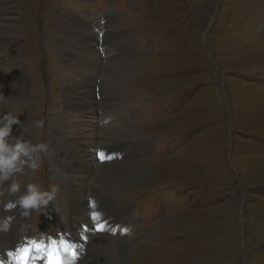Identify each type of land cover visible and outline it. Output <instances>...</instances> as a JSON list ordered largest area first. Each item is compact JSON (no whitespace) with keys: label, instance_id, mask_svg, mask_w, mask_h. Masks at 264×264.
Returning a JSON list of instances; mask_svg holds the SVG:
<instances>
[{"label":"rangeland","instance_id":"374dc122","mask_svg":"<svg viewBox=\"0 0 264 264\" xmlns=\"http://www.w3.org/2000/svg\"><path fill=\"white\" fill-rule=\"evenodd\" d=\"M83 32L103 67L132 68L135 78L92 81L110 107L82 119L109 136L96 139L93 171L106 165L121 178L80 172L85 193L70 197L74 143L62 131L75 96L63 65L81 50L60 36ZM11 95L31 106L25 138L48 148L38 169L15 176L21 192L11 202L29 183L57 194L46 213L27 217L5 210L9 194L0 198V229L13 218L0 230V261L29 237L44 244L39 253L50 248L45 236L79 242L76 264H108L101 236L130 249L128 264H264V0H0V113L14 109L3 107ZM119 97L132 102L131 120ZM82 200L81 217L72 204ZM80 217L90 221L83 234Z\"/></svg>","mask_w":264,"mask_h":264},{"label":"bare ground","instance_id":"6f19581e","mask_svg":"<svg viewBox=\"0 0 264 264\" xmlns=\"http://www.w3.org/2000/svg\"><path fill=\"white\" fill-rule=\"evenodd\" d=\"M76 30H78V29H76ZM73 33H75V32L73 31ZM60 39L63 42L65 41L66 44H71V45L73 44V45L80 47V50H81L80 52H76V50L72 51L71 52L72 54L70 55V61L71 62L64 63V65H63V72L66 75L67 81H69V84H71L72 91H73L72 96L74 95L75 99L72 98L71 101H70V99L67 101L68 110H67V112L64 113L63 121L65 124L63 125L64 131H62L63 132L62 134H63L64 140H67L69 142V139H70V140H73V143H74V145H73L74 146V151H73L74 156H71V159L69 160V163L72 166V167L71 166L70 167L72 169H71V171L68 169V171H70V172L74 171V173L71 175V181L69 183L74 184L75 187H73L72 194H70L69 196L72 197V195H75V196L76 195L77 196L82 195V197H83V195L85 193L84 192L85 186H83L82 181L85 180V177H83V175H81V173L84 175H87V176L92 175V173L94 174V171H93L94 163L92 161V157L94 154V146L96 145V143H98L97 147L102 145L96 139L98 138V139H100V141L103 142L105 139H107L109 137V136L108 137L106 136L107 138H103V140L100 138L101 131H98V129L99 130L103 129L102 132H104L105 129H107V128H105V126L103 125L104 127H102V129H100V127L98 125V124H100V122L97 119L95 122L94 121L85 122L82 120L85 117V115L94 114V115L98 116L97 112L101 111V115H102L105 110L109 111V109H110V107H108L106 105L105 106L101 105L103 103H106L103 100L104 95L101 94V96L99 97L97 89L92 85L93 84L92 81L101 80L100 78H102V80L104 82H105L104 79H110L113 84L116 82L119 84H121V83L125 84V83H129L131 78L132 79L135 78V75H133L134 71L132 68H123V67L119 68V67L115 66L116 63L114 64V63L110 62L107 66L103 67L101 62L98 60V56H96V54H92L91 51H93V50H91L89 47L86 46L87 43H85V42L88 41V36L84 32L80 36H76L75 34H74V36L69 35L68 38L66 37V40L63 36H60ZM83 40H85L84 43H83ZM67 46H70V45H67ZM57 48L61 50L60 46ZM61 54L63 56V53H61ZM58 56L60 58V61H63L64 56L62 57L59 54H58ZM65 60H68V59H65ZM102 68H104V69L102 70ZM101 75H102V77H101ZM85 76H88L89 78L85 77ZM23 79H24V77H23ZM82 80H83V82H82ZM76 88H78L79 91L78 90L75 91ZM27 98H25V100ZM97 98H99V101H101L100 103H99ZM12 99H13L12 95L9 96V98L6 99L5 105L3 107H6L8 103L14 104V109L12 108L11 112L14 115H17L19 120L21 121V124L17 125V126H19V128H21V127L22 128H30L31 127V121L28 119H24L27 117V114L30 113V109H31L30 103L29 102L28 103L17 102V101L12 100ZM117 100H116V102H117L116 106H118V104L120 105V107L118 108L119 113L121 115H125L124 119H122V120H125V119L131 120L133 117L128 115L129 114L128 111L131 108H133L132 102L127 97H123V98L119 97V98H117ZM112 113H113V111L111 112V114ZM102 123H105V121H102ZM17 126H15V127L18 128ZM121 126H124V121H122ZM87 129L91 130L92 133H89L87 131ZM111 129H112V127H111ZM108 132H110V131H108ZM119 133H120V131H119ZM102 137H103V135H102ZM114 140H116V139H114ZM105 142H107V141H105ZM109 142H111V141H109ZM80 149H82L83 151H81ZM90 149H92L91 155H89ZM88 164H90V165H88ZM65 166H67V165H65ZM123 166L124 165H122L120 168H122ZM106 171H109V172L106 173ZM115 171L116 170H113L112 167L105 165L104 167L99 168L95 172L96 174H94V175H101V176H96L97 179L100 177H102V178L105 177V179L109 178L110 181L115 182L114 181L115 179L121 178V177H119L121 175V171H119V172H115ZM92 177H94V176H92ZM80 183H81V185H80ZM86 201H87V199H86ZM86 201L82 200L81 203L77 202V204H79L81 206L72 204V207L75 208V210H76V214H79L81 217L83 216L82 213L85 214V208H86L85 202ZM79 210L81 212H79ZM81 217L78 218V221L76 223L74 222L75 228L76 229L80 228L81 230H85L88 228V226L87 225L81 226V224H89L90 221L86 217H84L83 219ZM123 223H125V222H123ZM14 229L16 231V227H14ZM91 232L92 233L88 232L89 235H99V234H93L92 227H91ZM0 238L3 241L7 240V238L2 236L1 234H0ZM94 241H96V243L99 241V243L102 244V246L106 245L109 247L108 264H128V262L130 260V256H129V250L130 249L125 247L124 244H120V242L118 243L117 241H115L111 238H101V236L94 238Z\"/></svg>","mask_w":264,"mask_h":264},{"label":"clouds","instance_id":"9594fccd","mask_svg":"<svg viewBox=\"0 0 264 264\" xmlns=\"http://www.w3.org/2000/svg\"><path fill=\"white\" fill-rule=\"evenodd\" d=\"M20 124L17 115L11 112L0 113V198L5 193L9 195L20 193L21 185L16 182L15 176L38 169L40 154L48 151L47 145L33 144L25 138L30 133L29 128H22L21 134L14 136L13 127ZM56 194L55 187L49 191H42L38 185L29 183L25 186L23 194L16 196V200L6 207H18L25 217L33 210H45L46 213Z\"/></svg>","mask_w":264,"mask_h":264},{"label":"snow or ice","instance_id":"6c2138e0","mask_svg":"<svg viewBox=\"0 0 264 264\" xmlns=\"http://www.w3.org/2000/svg\"><path fill=\"white\" fill-rule=\"evenodd\" d=\"M104 229H103V227L101 226V227H99V228H97V231H103ZM40 249L39 248H37V251H39ZM31 251H32V248H26L25 250H24V255L25 256H28L30 253H31ZM55 252H58V249H54V253ZM48 264H61V260H60V257L58 256V255H55V254H53V255H50V257H49V261H48Z\"/></svg>","mask_w":264,"mask_h":264},{"label":"water","instance_id":"95a60500","mask_svg":"<svg viewBox=\"0 0 264 264\" xmlns=\"http://www.w3.org/2000/svg\"><path fill=\"white\" fill-rule=\"evenodd\" d=\"M80 254H81V251H77V255H76V260L80 261L81 260V257H80ZM73 264H75V262H73Z\"/></svg>","mask_w":264,"mask_h":264}]
</instances>
